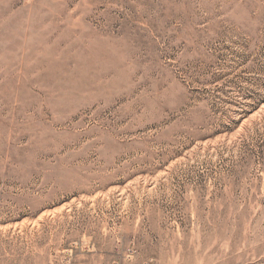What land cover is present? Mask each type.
<instances>
[{
    "label": "rangeland",
    "instance_id": "1",
    "mask_svg": "<svg viewBox=\"0 0 264 264\" xmlns=\"http://www.w3.org/2000/svg\"><path fill=\"white\" fill-rule=\"evenodd\" d=\"M0 264H264V0H0Z\"/></svg>",
    "mask_w": 264,
    "mask_h": 264
}]
</instances>
